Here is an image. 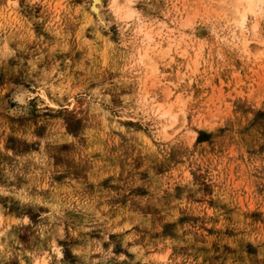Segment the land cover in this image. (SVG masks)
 Instances as JSON below:
<instances>
[{
  "label": "rangeland",
  "instance_id": "374dc122",
  "mask_svg": "<svg viewBox=\"0 0 264 264\" xmlns=\"http://www.w3.org/2000/svg\"><path fill=\"white\" fill-rule=\"evenodd\" d=\"M246 7L0 0V264H264Z\"/></svg>",
  "mask_w": 264,
  "mask_h": 264
},
{
  "label": "bare ground",
  "instance_id": "6f19581e",
  "mask_svg": "<svg viewBox=\"0 0 264 264\" xmlns=\"http://www.w3.org/2000/svg\"><path fill=\"white\" fill-rule=\"evenodd\" d=\"M238 1V0H237ZM239 2L240 3H242V2H245V4H247V7H246V9L245 10H247V11H253V10H255V7H257L259 4H263L264 2H263V0H239ZM238 3V2H237ZM238 6H239V4H238ZM97 5H95L94 7H93V10H97ZM244 9V8H243ZM243 11V10H242ZM246 11V12H247ZM244 14H245V12H243ZM239 14V13H238ZM242 14V13H241ZM241 14H239V15H241ZM246 15V14H245ZM244 15V17H246ZM243 16V15H242ZM241 16V17H242ZM243 17V18H244ZM243 18H241V19H243ZM237 20V19H236ZM243 21V20H242ZM240 25V24H239ZM243 25V24H242ZM257 29V28H256Z\"/></svg>",
  "mask_w": 264,
  "mask_h": 264
}]
</instances>
